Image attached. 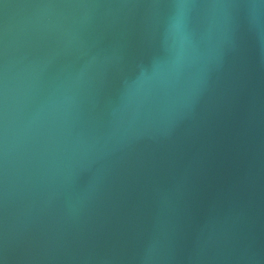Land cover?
I'll return each instance as SVG.
<instances>
[{
  "label": "water",
  "instance_id": "1",
  "mask_svg": "<svg viewBox=\"0 0 264 264\" xmlns=\"http://www.w3.org/2000/svg\"><path fill=\"white\" fill-rule=\"evenodd\" d=\"M0 264H264V0H0Z\"/></svg>",
  "mask_w": 264,
  "mask_h": 264
}]
</instances>
